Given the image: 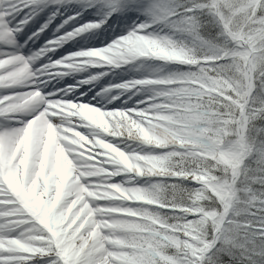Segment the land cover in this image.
<instances>
[{"label": "snow or ice", "instance_id": "snow-or-ice-1", "mask_svg": "<svg viewBox=\"0 0 264 264\" xmlns=\"http://www.w3.org/2000/svg\"><path fill=\"white\" fill-rule=\"evenodd\" d=\"M0 264H264V0H0Z\"/></svg>", "mask_w": 264, "mask_h": 264}]
</instances>
